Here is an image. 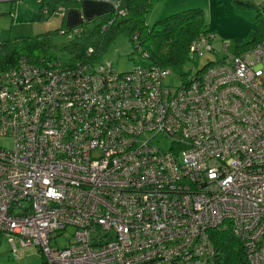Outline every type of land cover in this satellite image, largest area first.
Returning a JSON list of instances; mask_svg holds the SVG:
<instances>
[{"label":"built area","instance_id":"obj_1","mask_svg":"<svg viewBox=\"0 0 264 264\" xmlns=\"http://www.w3.org/2000/svg\"><path fill=\"white\" fill-rule=\"evenodd\" d=\"M213 36L190 53L212 51ZM227 47L174 90L150 63L120 72L21 58L1 71L0 236L14 258L36 249L46 264H215L212 234L229 231L249 264H264V39Z\"/></svg>","mask_w":264,"mask_h":264},{"label":"trees","instance_id":"obj_2","mask_svg":"<svg viewBox=\"0 0 264 264\" xmlns=\"http://www.w3.org/2000/svg\"><path fill=\"white\" fill-rule=\"evenodd\" d=\"M80 1L39 0L41 19L49 18L60 6L65 10L79 6ZM159 1L164 0L113 1L109 11L82 21L80 26L83 31L59 47L53 38L63 27L34 36L0 40V72L16 65L21 58L34 62L47 58L70 64L77 61L93 64L101 60L108 47L120 35L128 37L134 53L142 57V53L146 52L148 56L145 60L148 63L162 68L179 66L190 54L191 42L210 31L206 27L201 8L180 10L155 21L152 25H147L145 16ZM114 4L118 5L117 9L113 7ZM119 9L124 12L118 13ZM256 24V34H249L248 41L239 50L250 48L264 39V9L257 12ZM135 39L138 47L135 46ZM88 47L95 49V53L89 57L86 56ZM57 48L65 53L67 58H59ZM212 240L217 250L215 264H249L241 242L229 231L213 232Z\"/></svg>","mask_w":264,"mask_h":264},{"label":"rangeland","instance_id":"obj_3","mask_svg":"<svg viewBox=\"0 0 264 264\" xmlns=\"http://www.w3.org/2000/svg\"><path fill=\"white\" fill-rule=\"evenodd\" d=\"M189 8H201L207 29L213 33L210 44L212 51L205 50L203 55L190 53L185 62L179 66L167 67L163 83L171 87H181L190 81L191 76L209 63H218L224 57V44L228 42L227 52L232 53L248 41L249 34H256V15L264 9V0H164L153 5L145 16L147 25L164 19L166 16ZM13 9V10H11ZM59 12H54L49 18L41 19L39 0H0V40L11 37L20 38L34 36L60 26ZM47 24L49 25L47 27ZM53 41L60 46L67 38L55 35ZM57 56L67 58L65 53L56 49ZM104 66L111 65L115 71H128L135 66L146 65L148 61L133 52V47L126 35H120L102 55ZM0 143L8 145V138H0ZM159 147L168 149L170 140L162 138ZM73 228L68 227L56 240L58 247H64L71 237ZM51 245H55L53 241ZM0 264H46L43 255L36 249L23 251L14 258L10 246L4 236H0Z\"/></svg>","mask_w":264,"mask_h":264},{"label":"crops","instance_id":"obj_4","mask_svg":"<svg viewBox=\"0 0 264 264\" xmlns=\"http://www.w3.org/2000/svg\"><path fill=\"white\" fill-rule=\"evenodd\" d=\"M113 1L116 0H81L79 6L70 7L64 12L57 11L60 13V26H58L56 29L60 27H77L82 21L93 19L97 15L109 11L112 8ZM48 26L49 25L47 24V27Z\"/></svg>","mask_w":264,"mask_h":264}]
</instances>
